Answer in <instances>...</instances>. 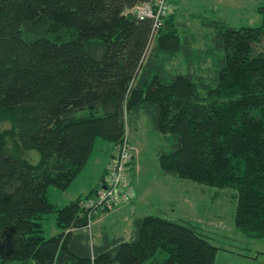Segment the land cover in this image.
Listing matches in <instances>:
<instances>
[{
	"label": "trees",
	"instance_id": "trees-1",
	"mask_svg": "<svg viewBox=\"0 0 264 264\" xmlns=\"http://www.w3.org/2000/svg\"><path fill=\"white\" fill-rule=\"evenodd\" d=\"M150 1L0 0V264L215 263L219 248L194 223L158 215L136 218L130 240L103 231L94 242L108 212L89 217L84 202L100 184L63 206L50 200L77 180L98 140L116 149L142 116L170 144L158 154L162 174L232 189L235 226L264 239V4L257 27L192 15L213 30L206 55L219 56L200 73L178 1L156 34L130 13ZM49 215L60 229L51 237Z\"/></svg>",
	"mask_w": 264,
	"mask_h": 264
},
{
	"label": "rangeland",
	"instance_id": "rangeland-1",
	"mask_svg": "<svg viewBox=\"0 0 264 264\" xmlns=\"http://www.w3.org/2000/svg\"><path fill=\"white\" fill-rule=\"evenodd\" d=\"M263 4L264 0H191L188 6L183 9L178 7L176 9L178 11L175 10L176 23L181 25L183 30H189L196 39L193 47L194 62L195 68L198 66L200 73H204L211 64L216 63L219 56L212 55L210 58L208 54L206 55L207 49L211 51L213 45L211 43L213 30L202 26L200 20L192 19V15H202L207 20L223 21L236 28L257 27L263 24L262 16L257 11V8ZM152 48L153 44L147 53V58ZM178 62L182 64L183 61L179 59ZM178 62L171 65V68H178ZM1 129H9V124H4ZM127 130L134 155L133 170L130 169L131 173L129 172L132 183L143 193L142 195L146 196V199L151 195L152 201L150 199L149 201L155 206L150 209L151 211L144 208L148 212L140 211V215H158L183 224L194 223L199 228V232L219 248L214 264H246L264 261V239H251L235 226L236 201L235 192L232 189L207 187L162 174L158 154L162 148L169 149L170 144L168 145L164 137L151 128L146 116H142ZM103 144L101 140L97 141L95 155ZM27 159L32 164H38L41 155L38 151H31ZM78 188L79 185H75L69 196L76 193ZM49 197L59 206L70 199L53 188L50 190ZM144 204L147 206V203ZM141 206L143 207V204ZM159 208L165 214L157 212ZM116 210L118 208L111 212ZM54 219V215H49L44 220V229L49 237L60 233ZM104 222L99 225L94 223L92 230L94 242L97 239L96 234L99 233L97 230ZM117 222L118 219H115V222L111 223L115 225H112L113 230H116L111 231V225L108 224L105 232L110 237L115 231L119 236L129 234L130 225L117 229L119 227H116ZM127 222L130 223V221Z\"/></svg>",
	"mask_w": 264,
	"mask_h": 264
},
{
	"label": "built area",
	"instance_id": "built-area-1",
	"mask_svg": "<svg viewBox=\"0 0 264 264\" xmlns=\"http://www.w3.org/2000/svg\"><path fill=\"white\" fill-rule=\"evenodd\" d=\"M178 0H151L134 7L130 13L138 19L151 20L154 24V34L163 26L176 9ZM133 148L129 143V133L124 142L117 146L115 153L107 165L104 179L94 196L84 202L86 214H101L111 212L130 203L134 198V189L130 182V166L133 161ZM92 225V222H90Z\"/></svg>",
	"mask_w": 264,
	"mask_h": 264
},
{
	"label": "crops",
	"instance_id": "crops-1",
	"mask_svg": "<svg viewBox=\"0 0 264 264\" xmlns=\"http://www.w3.org/2000/svg\"><path fill=\"white\" fill-rule=\"evenodd\" d=\"M191 1V0H189ZM188 0H178L177 2V8L178 6L180 8H184L185 6H188L189 4ZM104 144L98 148L97 154L95 155V150L97 147V143L95 145V148L93 150V153L91 155V158L88 162V164L85 166L84 170L81 172L77 180L72 184V186L68 189V191L63 192L62 195H67V198H70L67 203L64 205L73 202L77 200L80 196L83 197H88L91 192L100 184L102 178L105 175V171L107 168L108 163L110 162L112 156L115 153V148L113 144L107 143L102 141ZM95 155V156H94ZM133 170V167H132ZM79 185V188L76 190V193H74L72 196L70 195V192L72 189L75 187V185ZM134 186V185H133ZM135 188V197L134 199L121 207L118 208V210L114 212H108V213H103L101 214L97 219L96 223L99 225L103 221H105L100 229L97 230V232H101L100 234L97 235L96 243L101 244L102 243V238H103V231L107 230L106 225L110 224L111 231L113 230L112 225L115 226L114 224H111L112 222H115V219H118V222L116 224L117 229L124 228V226H127L128 224L130 225V232L127 235H117L118 232L115 231L114 234L112 233V238H123L125 240H130L133 236V222L136 218L138 217H144V216H150V215H140V211L148 212L146 209H153L155 208L154 205H152L149 201L152 196H147V199L145 198V195H142L143 193L139 191L138 188ZM146 191V190H145ZM144 191V192H145ZM141 194V195H140ZM151 200V199H150ZM152 201V200H151ZM147 203V206L144 204ZM143 204V207L141 206ZM63 206V205H62ZM151 211V210H150ZM160 214H165L163 213L162 209L159 208L157 210ZM156 214V213H154ZM127 221H130L128 223ZM120 222V223H119ZM116 230V229H114ZM113 230V231H114ZM99 235V236H98Z\"/></svg>",
	"mask_w": 264,
	"mask_h": 264
}]
</instances>
